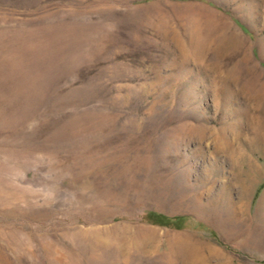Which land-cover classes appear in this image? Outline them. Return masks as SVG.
<instances>
[{
  "label": "rangeland",
  "instance_id": "374dc122",
  "mask_svg": "<svg viewBox=\"0 0 264 264\" xmlns=\"http://www.w3.org/2000/svg\"><path fill=\"white\" fill-rule=\"evenodd\" d=\"M263 196L264 0H0V264H264Z\"/></svg>",
  "mask_w": 264,
  "mask_h": 264
},
{
  "label": "bare ground",
  "instance_id": "6f19581e",
  "mask_svg": "<svg viewBox=\"0 0 264 264\" xmlns=\"http://www.w3.org/2000/svg\"><path fill=\"white\" fill-rule=\"evenodd\" d=\"M198 22V21H197ZM204 23V22H203ZM209 24V23H208ZM198 25H200V23L198 24ZM197 30V29H196ZM262 203H263V205H264V196H263V198H262Z\"/></svg>",
  "mask_w": 264,
  "mask_h": 264
}]
</instances>
